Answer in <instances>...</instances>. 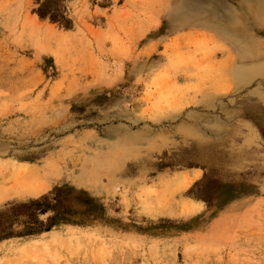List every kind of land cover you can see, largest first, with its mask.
I'll return each instance as SVG.
<instances>
[{
	"label": "rangeland",
	"instance_id": "1",
	"mask_svg": "<svg viewBox=\"0 0 264 264\" xmlns=\"http://www.w3.org/2000/svg\"><path fill=\"white\" fill-rule=\"evenodd\" d=\"M0 264H264V0H0Z\"/></svg>",
	"mask_w": 264,
	"mask_h": 264
},
{
	"label": "trees",
	"instance_id": "2",
	"mask_svg": "<svg viewBox=\"0 0 264 264\" xmlns=\"http://www.w3.org/2000/svg\"><path fill=\"white\" fill-rule=\"evenodd\" d=\"M74 200L71 195V190L65 187L52 189L51 192L42 195L36 199L29 200L26 203L11 206L9 209L10 215L16 221L19 217H24L22 225L23 234L34 235L47 232L50 229V217L45 221H39L37 218L40 215L51 213L54 215H64V209L68 200ZM78 200V199H77Z\"/></svg>",
	"mask_w": 264,
	"mask_h": 264
}]
</instances>
